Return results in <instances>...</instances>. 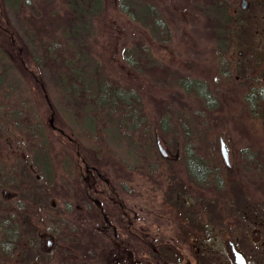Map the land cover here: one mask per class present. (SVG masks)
<instances>
[{
    "label": "rangeland",
    "instance_id": "obj_1",
    "mask_svg": "<svg viewBox=\"0 0 264 264\" xmlns=\"http://www.w3.org/2000/svg\"><path fill=\"white\" fill-rule=\"evenodd\" d=\"M143 1L163 12L164 38L132 19L123 0H0V77L15 84L13 107L29 100L25 125L0 115L8 178L0 181V264H222V229L263 256L254 228L225 222L254 204L247 195H260L264 182V116L235 77L234 8L252 12L242 0H227L229 15L225 0ZM251 2L260 28L264 1ZM126 48L140 67L128 64ZM120 89L134 94L140 125L118 141V124L129 126L91 102ZM255 150L260 163L246 159ZM190 159L196 171L204 162V180Z\"/></svg>",
    "mask_w": 264,
    "mask_h": 264
},
{
    "label": "flooded vegetation",
    "instance_id": "obj_2",
    "mask_svg": "<svg viewBox=\"0 0 264 264\" xmlns=\"http://www.w3.org/2000/svg\"><path fill=\"white\" fill-rule=\"evenodd\" d=\"M264 1V0H262ZM224 4H226V10L228 15L230 14L228 10H231V7L229 6L227 0H225ZM242 8L243 11L250 10L252 12L250 15V19L248 21V15L242 13L239 11L237 7L234 8V11L236 12V19L235 22H237L236 26V32H237V41L236 45L237 47L240 46L239 50V57H238V66L236 65V69L239 70V73L236 74V80L243 89L241 91L244 92L245 96H248L249 100L252 101L251 107H253L250 110H255L260 116H264V22L261 24L262 27L258 28V24L260 26L259 20L257 19L258 14L255 12L259 10V6H253V3L251 0H242ZM261 9V8H260ZM249 22H252L257 24V28L255 29L254 26L250 29L248 28ZM253 25V24H252ZM224 32L225 37L224 40L228 41L232 36L228 34L231 32V25H229V19L225 18L224 21ZM254 34V35H253ZM250 35H252V38H250ZM256 35V36H255ZM225 50L222 49L225 57V61L227 60V55L225 53L228 52L229 46H224ZM226 72L229 75V69L226 70ZM231 75V74H230ZM258 102L257 104H255ZM250 106V105H248ZM227 143V142H226ZM222 146V141H221ZM228 146V156H224L225 162L228 165H231V151L230 147ZM261 150H255V154H257L256 157L246 158L249 161L260 163L262 160V157H260L258 154H261ZM254 156V154H253ZM196 158V156H195ZM200 160H202L200 157H197ZM192 159V158H191ZM190 159V165H193L192 160ZM203 161V160H202ZM204 162H201L200 168L198 171H196L194 165V169L192 168V173L197 174L202 180H204V176L206 173L204 168ZM259 165L250 166L252 169H255ZM249 167H244V170L247 171ZM250 175L249 172H247ZM256 175V174H255ZM262 174L253 176L252 180L258 179L261 177ZM251 177V176H250ZM251 179V178H250ZM259 180V179H258ZM264 181V180H263ZM206 186L209 187L210 184L206 183ZM242 184V183H241ZM246 194L253 193V190L245 189L243 190ZM256 192H259L260 195L255 194H249L247 195V198L250 197L247 201H252L254 204H245L243 206H238L237 210L232 211L236 212V220H231L225 222L229 223L232 227L236 229H240V227H243L245 225V228H254L256 239H254L256 242H258L260 237L264 238V182L261 185V188L256 190ZM258 196V197H257ZM262 197V198H259ZM232 213L231 211H229ZM207 228V227H206ZM210 235L211 230L209 231ZM219 236H216L220 239V241L224 244V247L222 249L224 259L222 260V264H239L237 262V253L236 250L241 251L246 260L247 264H264V254L260 258L259 254L250 255L242 248V246L238 242V236L236 237H230L228 235L227 231H224L223 229L220 230ZM242 237V236H241ZM262 245H264V240H262Z\"/></svg>",
    "mask_w": 264,
    "mask_h": 264
},
{
    "label": "trees",
    "instance_id": "obj_3",
    "mask_svg": "<svg viewBox=\"0 0 264 264\" xmlns=\"http://www.w3.org/2000/svg\"><path fill=\"white\" fill-rule=\"evenodd\" d=\"M123 9L129 14V16L132 19L135 20H141L145 22V20L149 21V28L155 32L154 34H158L159 37L164 38L166 35V32L168 31L167 22L164 17V14L161 10H158L155 8V6L149 4L146 1L142 0H123L122 2ZM142 51V50H141ZM124 58L128 62V64H131L133 67H140L142 64V61L137 57V51L129 50L126 48L124 54ZM141 70V69H140ZM5 81L2 77H0V115L3 119H6L7 116H10V120L14 122L16 125H25L26 123L23 121V115L25 112V107L28 104V101H20L17 103L14 107L12 106V94L15 92V84L8 83L4 84ZM192 81L190 79H187L185 82V85L187 87L191 86ZM109 86V85H108ZM98 87V86H97ZM113 91H107V93L103 94L100 91H98V96L96 95L97 99L93 103L91 102L92 107L96 106H103L107 105V109L110 113L112 112H119V115L117 116V121L120 122V126H129L127 127V130L121 131L119 124L117 128V133L120 134V137H115V133L112 132L111 134L120 141L124 135L125 138H127L126 134L127 131H137L139 129L140 122L136 120L135 116H132L133 112H136L134 109V94L130 95L127 92H124V90H116L115 94H112ZM103 94V95H101ZM131 96V97H130ZM119 101H122L124 103V106L119 110L117 108V105L119 104ZM31 106V105H30ZM38 114V113H37ZM36 113L32 115V120L38 119V115ZM118 114V113H117ZM26 117H29L27 115ZM9 119V118H8ZM34 126H39L37 122L33 124ZM32 125V126H33ZM130 139H128L129 141ZM130 142V141H129ZM131 144H135L134 140L131 141ZM50 160L47 157V160L44 161L43 168L45 170L46 175L50 174ZM5 169H0V181L1 183H4L8 178L5 175ZM11 240V238H10ZM8 252H13L12 248H7Z\"/></svg>",
    "mask_w": 264,
    "mask_h": 264
},
{
    "label": "water",
    "instance_id": "obj_4",
    "mask_svg": "<svg viewBox=\"0 0 264 264\" xmlns=\"http://www.w3.org/2000/svg\"><path fill=\"white\" fill-rule=\"evenodd\" d=\"M245 1H247V0H245ZM28 2H30V0H28ZM160 149L163 151V153L165 155L167 154V150L163 147L162 144H160ZM227 149H228L227 143L224 139H222V150H223V154L225 156H228V150ZM51 243H52V241L48 240V244H51ZM236 253H237V262L239 264H247V260L244 256V254L239 250H236Z\"/></svg>",
    "mask_w": 264,
    "mask_h": 264
}]
</instances>
